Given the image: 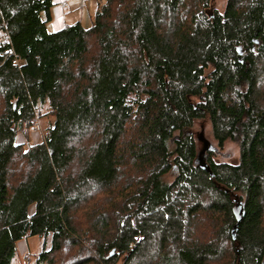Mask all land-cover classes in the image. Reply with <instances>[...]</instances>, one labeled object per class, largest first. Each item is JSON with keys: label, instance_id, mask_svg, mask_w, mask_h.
I'll return each mask as SVG.
<instances>
[{"label": "trees", "instance_id": "1", "mask_svg": "<svg viewBox=\"0 0 264 264\" xmlns=\"http://www.w3.org/2000/svg\"><path fill=\"white\" fill-rule=\"evenodd\" d=\"M97 1L0 0V264H264V0ZM204 119L237 163L198 164Z\"/></svg>", "mask_w": 264, "mask_h": 264}, {"label": "rangeland", "instance_id": "2", "mask_svg": "<svg viewBox=\"0 0 264 264\" xmlns=\"http://www.w3.org/2000/svg\"><path fill=\"white\" fill-rule=\"evenodd\" d=\"M54 5L51 8V20L47 23V29L50 32H55L76 23H80L84 28H89L93 24L94 16L97 11V0H53ZM227 0H212V10L223 12ZM62 3L68 4V8H64ZM39 127L31 130L29 137L24 134L18 135V143H24L25 146L36 144L43 139L44 124L40 121ZM193 134L198 150V156L206 160L208 151H212V158L214 161L237 163L239 160V148L233 143L227 141L223 147H219L217 141L213 137L211 124L209 120H198L194 123L190 130ZM173 141H171V146ZM207 148L209 150H207ZM168 182L173 181L174 174L170 173L164 176ZM35 206L30 207V212H34ZM50 245V240L48 241ZM43 240L37 236L28 237L20 240L16 244V256L13 260L14 264H34L37 254L42 249ZM117 264H122L120 260Z\"/></svg>", "mask_w": 264, "mask_h": 264}, {"label": "water", "instance_id": "3", "mask_svg": "<svg viewBox=\"0 0 264 264\" xmlns=\"http://www.w3.org/2000/svg\"><path fill=\"white\" fill-rule=\"evenodd\" d=\"M207 150H209V149L207 148ZM212 151H213V150H212ZM198 164L201 165L203 169H207V170H209V166L207 165L206 160H203V157H201L200 155L198 156ZM242 217H243L242 212H239V211L236 212L237 223H236V225H235V227H234V230H233V238H234V239H235V232H236V229H237V227H238V224L241 222Z\"/></svg>", "mask_w": 264, "mask_h": 264}, {"label": "built area", "instance_id": "4", "mask_svg": "<svg viewBox=\"0 0 264 264\" xmlns=\"http://www.w3.org/2000/svg\"><path fill=\"white\" fill-rule=\"evenodd\" d=\"M62 6H63L64 8H68V4H66V3H62ZM5 41H9V38L6 37V38H5ZM15 63L18 64V61H15Z\"/></svg>", "mask_w": 264, "mask_h": 264}, {"label": "crops", "instance_id": "5", "mask_svg": "<svg viewBox=\"0 0 264 264\" xmlns=\"http://www.w3.org/2000/svg\"><path fill=\"white\" fill-rule=\"evenodd\" d=\"M42 141H43V139H41V141H39V142H37V143H41ZM37 143H36V144H37Z\"/></svg>", "mask_w": 264, "mask_h": 264}]
</instances>
